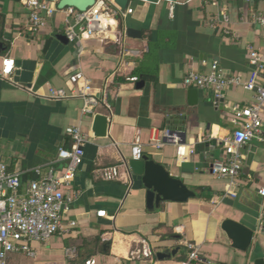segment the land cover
<instances>
[{
  "label": "crops",
  "instance_id": "obj_1",
  "mask_svg": "<svg viewBox=\"0 0 264 264\" xmlns=\"http://www.w3.org/2000/svg\"><path fill=\"white\" fill-rule=\"evenodd\" d=\"M179 1L171 16L165 1L133 0V12L118 18L109 38L85 35L81 42L64 43L57 35L64 34L73 18L69 8L59 9L33 33L23 0H0V36L6 43L0 50V71L4 60H14L12 73L0 75V158L23 172L26 185L36 177L32 168L55 160L60 148L72 147L67 127L80 125L89 134L84 162L66 191L72 198L67 220L77 225L46 243L33 242L34 256L10 253L9 264H182L189 257L188 242L201 246V259L190 264H255L264 257L263 198L258 192L264 187V142L253 140L242 148L236 196L226 195L228 178L211 172L214 159L225 155L220 140L237 128L232 107L250 104L255 93L238 86L216 99L213 89L198 88L199 100L190 104L194 87L183 84L188 70L208 71L214 61L228 74L249 79L246 46L253 44L264 57V26L245 18L264 12V0ZM222 10L231 17L236 39L224 35L217 19ZM129 27L140 30L141 37L128 36ZM128 48L142 54L124 55ZM78 66L108 104L96 109L109 119L104 137L95 135V116L82 113V98L48 97L54 89L72 88L67 71ZM168 128L185 132V141L178 134L179 144L159 145ZM136 139L143 154L181 179L196 197L149 209L141 178L127 165ZM124 162L119 178L104 177V167ZM225 219L257 227L248 251L232 246L221 227ZM142 241L151 248L153 262L131 257ZM67 247H76L77 254L67 257ZM168 250L174 251L171 258L158 257Z\"/></svg>",
  "mask_w": 264,
  "mask_h": 264
},
{
  "label": "built area",
  "instance_id": "obj_2",
  "mask_svg": "<svg viewBox=\"0 0 264 264\" xmlns=\"http://www.w3.org/2000/svg\"><path fill=\"white\" fill-rule=\"evenodd\" d=\"M133 1V0H132ZM150 1V0H142ZM169 4V11L173 16L175 5L179 0H156ZM207 3L209 0H203ZM247 3L251 0H245ZM29 9L28 29L38 33L46 24L48 18L59 10L58 0H23ZM73 15L72 20L67 21L64 34L70 42H81L82 36H94L109 38L111 31L117 25L118 18L126 17L134 10L132 5L122 9L113 0H97L96 4L86 11H79L68 7ZM222 23L225 37L236 39L237 33L231 28V17L226 10H222L217 17ZM245 21L258 26H264V12H253ZM248 59L252 66L248 80H243L239 74L231 75L220 66L217 61L210 65L208 71L195 69L188 70L183 78L185 87L199 89H213L216 99H220L228 88L244 86L255 93V100L248 105L232 107L234 111L233 122L237 125L231 136L220 140L225 155L216 158L211 164V172L220 177L229 179V187L226 195L236 196V178L242 167L244 154L242 148L259 140L264 142V57L253 44H247ZM78 57L82 51L79 48ZM147 50V49H145ZM127 56H140L142 51L125 49ZM14 69V60H4V66L0 75L8 76ZM68 82L72 88L67 91L64 88L52 90L48 96L53 99L67 97H80L83 100L82 113L85 115L97 114V107L106 100L99 98L94 92L93 82L78 66L67 71ZM130 80H137L131 77ZM67 133L72 138L71 148H60L55 160L44 165L36 166L31 172L36 176L24 184L23 172L10 169L9 165L0 158V264H9L10 253H23L29 256L35 255L33 242H48L56 234H67L77 225L75 220H67V214L71 208L72 198L66 191L72 185L79 167L84 162L85 145L89 142V134L82 126H69ZM178 134H170L164 130V141L180 143ZM143 154L139 139L133 144L132 158L139 159ZM66 163L58 168V164ZM126 165L116 164L104 167L103 174L107 179H117L120 175V167ZM259 194L263 198L261 219L264 222V187H260ZM103 215L104 212H98ZM189 247L188 260L182 264H190L193 260L201 259V246L197 243H187ZM66 256L69 258L77 254L76 247H67ZM153 252L145 241L142 247L135 249L131 257L152 259ZM94 260H88L91 264Z\"/></svg>",
  "mask_w": 264,
  "mask_h": 264
},
{
  "label": "water",
  "instance_id": "obj_3",
  "mask_svg": "<svg viewBox=\"0 0 264 264\" xmlns=\"http://www.w3.org/2000/svg\"><path fill=\"white\" fill-rule=\"evenodd\" d=\"M116 5L122 9H127L132 5V0H113ZM97 0H58L57 7L59 9H65L68 7L75 8L79 11H86L90 7L96 4ZM127 34L130 37H141V31L132 27L127 28ZM57 38L64 43H68L69 40L65 34L57 35ZM51 38L46 43V48L49 46ZM6 48V43L0 36V50ZM144 81H140L138 86H143ZM199 100L198 88H192L189 90V103L196 104ZM109 119L106 115L96 114L94 119L93 130L98 137H104L108 133ZM170 134H179L182 138V142L185 141V132L182 130L170 129ZM132 173L141 178L142 185L146 189L147 207L153 210L159 207L163 201H177L186 202L190 198L196 197V192L187 186L181 179L176 178L170 174V172L160 163L151 159L147 154H142L139 159L131 158L127 163ZM222 229L226 232L232 246L242 250L248 251L252 246L257 233V227L250 228L243 223L225 219L222 222ZM261 234L264 235V222L260 227ZM174 251L158 252L160 259L171 258ZM255 264H264V257L257 258Z\"/></svg>",
  "mask_w": 264,
  "mask_h": 264
},
{
  "label": "trees",
  "instance_id": "obj_4",
  "mask_svg": "<svg viewBox=\"0 0 264 264\" xmlns=\"http://www.w3.org/2000/svg\"><path fill=\"white\" fill-rule=\"evenodd\" d=\"M199 195H200V193H199Z\"/></svg>",
  "mask_w": 264,
  "mask_h": 264
}]
</instances>
